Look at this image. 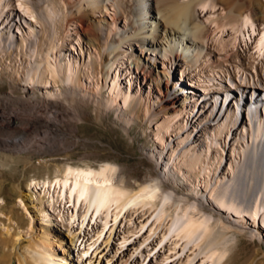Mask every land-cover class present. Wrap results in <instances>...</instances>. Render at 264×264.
Returning a JSON list of instances; mask_svg holds the SVG:
<instances>
[{"label": "rangeland", "instance_id": "obj_1", "mask_svg": "<svg viewBox=\"0 0 264 264\" xmlns=\"http://www.w3.org/2000/svg\"><path fill=\"white\" fill-rule=\"evenodd\" d=\"M159 1L160 3L164 2L163 0ZM150 3L157 6L155 0ZM214 3L217 5L215 4L213 15L217 17L222 12V14H226L229 9L235 13L233 16L255 9V20L258 26L264 23V0H214ZM35 4L44 5V2L42 0L40 2L39 0H0V92L8 91L12 82L21 92L38 88L37 93L41 97L49 101H64L65 106L72 113L71 116L77 113L76 108H82L88 115L79 120V133L86 139V142L79 141L77 150L70 153L71 163L97 165L103 159L113 161L120 168L123 176L125 175V185L130 189H137L139 185L151 178H162L167 185L172 186L178 192L194 194L192 188L195 187L199 194H206L208 182L209 186L214 188L218 184H224L232 177L234 165L237 163L235 161L240 158L239 152L233 153L232 149L236 146L238 150L239 146L244 144V139H240V142L237 139L240 137L241 129H246L249 126L247 113L251 103V94L261 92V95L257 94V99L252 104L255 105L258 112L264 111V101L259 98V96H264V59L261 62L254 59L251 53V51L253 52L251 44L243 45L244 43L237 42L238 44L233 46V49L232 46H229L230 50H228L229 48L220 50L219 43L210 40L205 50L207 56L199 62L200 65L196 70L188 67L182 57L175 59L163 58L159 54L155 58L152 56L154 70L170 72L171 85L175 86V89L179 90V95L186 99L180 114L171 111L166 113L162 108V98L166 94L167 98L174 97V89L161 91L158 85L152 82L145 73L137 70L133 63L131 64L130 56L126 55L127 52H130L134 58L141 56L143 48L139 42L122 44L121 50L125 52L119 56L118 61L113 64L106 76L103 65L108 48L106 36L107 34L112 36L113 32L123 28L125 23L128 24L124 17L119 16V10L115 5L109 3L107 13L105 11L95 12V16L91 18L95 27L99 20L102 21L96 28L97 34L100 36V43L92 45L79 22L74 20L67 27L64 26L63 21L51 22V18H47L39 8L35 7ZM54 4L51 3L53 6L51 8L57 11L58 15H62L64 11L55 8ZM149 12L153 13V9H150ZM200 15L199 18L204 19L207 14ZM111 22H114L116 26H113L114 30L109 32ZM50 23L52 24L50 25ZM52 26L55 27V31ZM229 27H225L222 35L224 40L228 36L229 39L232 35V30L230 31ZM235 53H237V58ZM141 58L143 57L141 56ZM68 64L71 68L70 79L77 85L81 83V87L84 89L80 92L81 100L70 101L65 99L63 94L65 88L70 84L61 80L59 74L60 69L64 70ZM32 65L33 67H31ZM240 67L243 69L240 72H245L244 74L249 79L246 82L242 81V73L237 71ZM33 68L40 70L37 75L38 81L27 78L26 73H30ZM50 68L56 72L52 74ZM222 68L224 69L222 70ZM173 70L177 74L180 71V75L185 70L183 72L185 81L181 82L179 76L176 77L172 74ZM224 70L229 71L235 89L240 90V94L235 90H228L229 80L219 73L224 74ZM116 73L121 89L123 91L129 89L131 98L126 105H123L121 97H116L117 99L110 108L100 109V101H106L107 97L112 94L110 84ZM209 76H216L215 83L217 85L212 84L211 88L206 89L203 83L210 82L206 80ZM72 80L70 83H73ZM241 86H243L244 93L249 90V94L247 93L248 95L246 94L243 98L240 97ZM138 100L139 106L132 112L131 109ZM239 101L244 103L241 109ZM234 109L237 110V123L231 127L229 133L227 132L218 139V145L210 153L209 162H200L194 169L189 170L184 162L177 161L181 151L191 147V144L196 147V150L205 152V132L219 126L225 120L227 113ZM241 111L243 112L241 113ZM173 115H178L176 117L178 121L176 120L168 129L163 130L165 133L163 139L160 140L155 132L161 122H165L168 117ZM125 116L132 118L129 123L125 122ZM182 124L184 129L180 127ZM36 132L37 130L30 131L29 134L38 138L46 134L41 129ZM187 132L190 133L189 137L185 142L179 143L178 140L185 137ZM66 134L65 132L60 135L59 139L68 144L70 139ZM50 137H58V135L51 132L47 137L48 142ZM13 139L20 140L18 137H13ZM41 139L44 138L41 137ZM85 150H93L96 153L93 157L82 160L81 152ZM171 153H175V157L172 159H170ZM47 158L51 157L47 156ZM35 159V163L40 164L42 159L38 157ZM55 163L52 162V171H48L44 167L29 166L25 168L23 163L15 165L12 167L13 169L0 168V180L5 182L4 187L0 190V218L4 219L0 221V229H5L4 231L8 232L10 226L11 233L7 238L12 236V239H7L5 249L1 247L0 264H19L20 261H23L21 254L26 253L30 235L35 236V230L43 222L37 209L38 195L41 192L44 195L41 182L52 177L53 169L57 167ZM19 184L21 191L17 188ZM20 195L23 196L27 211L35 220L36 224L33 225V229L29 230L26 220H22L24 207L22 208ZM47 210L53 214V210ZM141 211L138 210L133 214H128L129 216L122 217L115 226L111 224L101 234L98 232L97 225H85L86 227L84 226L83 230L77 234L75 244L71 245L70 253L62 254L59 251L55 255V259L63 263L68 262L66 264L184 263V260L187 259L186 254L182 257L172 256V251L167 250V243L161 245L162 247L157 245L161 233L157 231L155 221L149 214ZM213 214L223 220L227 225L225 232L231 236L227 242L228 253L224 260L225 264H264V237L258 223L254 224L247 214L239 221L234 218L233 221L230 219L231 222L226 221L224 218L226 215L222 216L216 212ZM245 217L251 220L250 223L254 227L248 225ZM52 218L55 220L52 224L60 229L66 240H70L71 234L68 235L67 226L61 221H57L56 217ZM152 228H155L156 231ZM16 229L18 232L20 231V241L16 239V235H13V232L16 234ZM252 229H259V234L252 232ZM77 231L74 229L72 233ZM81 249H85L87 253L84 258L78 259V251ZM167 254L170 255L166 257ZM200 261L201 259L193 264H200Z\"/></svg>", "mask_w": 264, "mask_h": 264}, {"label": "bare ground", "instance_id": "obj_2", "mask_svg": "<svg viewBox=\"0 0 264 264\" xmlns=\"http://www.w3.org/2000/svg\"><path fill=\"white\" fill-rule=\"evenodd\" d=\"M42 1L44 5L35 4V7L39 8L47 18H51V22L63 21L66 27L74 20L79 22L92 45L100 43V36L97 34L96 28L102 21L99 20L95 27L91 18L95 16V12L105 11L107 13L109 3L115 5L119 10V16L124 17L128 24L125 23L124 27L113 32L112 36L111 34L106 36L108 40L107 57L103 62L106 76L113 64L118 61L119 56L125 52L121 50L122 44L139 42L143 48L141 56L144 59L141 56L134 58L130 52H127L126 55L130 56L131 64L133 63L137 70L145 73L152 82L158 85L161 91L174 89V97L167 98L166 94L162 98V108L166 113L171 111L180 114L186 99L182 98L178 93L179 90L171 85L170 72L154 70L152 56L155 58L159 54L163 58L178 59L182 57L188 67L196 70L200 65L199 62L207 56L206 46L211 40L219 43L220 50L227 49L229 46H232L233 49V46L238 44L237 42H242L243 45L251 44L253 48V52L251 51L253 55H251L254 59L256 58L258 62L264 59V23L258 26L255 20V9L234 16L235 13L229 9L226 14H222V12L217 17L213 15L217 5L214 0H175L172 2L165 0L162 2L161 0L162 3L155 0L157 6L150 3L154 0ZM51 3H55V8L64 11V13L62 12L64 15H58L57 11L51 8L53 7ZM148 8L149 10L153 9V13H148ZM202 13L207 14L204 19L199 18ZM114 22H111L109 32L114 30L113 26H116ZM226 26H230L232 35L229 39L228 36L224 40L222 35ZM55 27H53L54 31ZM235 49L237 48L235 47ZM234 55L237 58V53ZM240 70L243 69L240 67L237 70L241 74L243 71L240 72ZM30 71V73H26L27 78L38 81L37 75L40 70L33 68ZM50 72L53 74L56 70L50 68ZM219 73L229 80L228 90L235 88L229 71L224 70V74ZM244 73L241 74V78L246 82L249 79ZM59 76L65 83L70 84L63 92L65 99L81 100L80 92L84 89L81 87V83L77 85L70 79L69 64L64 70L60 69ZM215 77L209 76L206 80L210 82L203 83V86L206 89L211 88L212 84H216ZM253 79L255 80L254 76ZM70 80L73 83H70ZM118 82L116 73L110 84L112 94L107 97L106 101H100V109L110 108L117 99L116 97H121L123 105L128 103L131 98L130 90L123 91ZM37 89L21 92L15 83L11 82L8 91L0 92V168L8 169L23 163L25 168L35 166L52 171V162H56L57 165L53 169L52 177L41 182L44 195L41 194L42 192L38 195L37 209L43 222L35 230V236L31 234V237H28L30 243L26 246V253L21 254L23 261H20L19 264H66L68 262L57 261L55 255L59 251L62 254L70 253L71 245L75 244L77 234L83 230L85 225H97L98 232L101 234L111 224L115 226L122 217L138 210L148 213L155 221L157 226L155 227L161 233L157 245L161 246L167 243V250L172 251V256L187 255V259L182 264H193L199 259H201L200 264H225L224 260L228 253L227 242L231 236L226 234L227 225L223 220L214 216V210L204 208L200 203V198L203 200L205 196L211 198V203L217 208L226 212L227 215L224 217L226 221L231 222L229 219L231 214L238 221L247 214L254 224L258 223L259 229L261 226L264 227V111L258 112L255 105L252 104L257 99L254 98V94L250 96L251 103L247 113L249 126L246 129H241L240 137L237 139L238 142L240 139H244V144L240 145L238 150L236 146L232 149L233 153L238 151L240 155V158L235 161L237 163L234 165L232 177L224 184H218L214 188L209 186L208 182L206 194H199L195 187L192 188L194 194H191L176 191L162 178H151L139 185L137 189H130L126 187L125 175L123 176L117 164L106 159L101 160V163L97 165L71 163L70 153L77 150L79 141L86 142V139L79 133V120L88 114L82 108H76L77 113L71 116L72 113L69 112L64 101H49L41 97L37 93ZM242 94L241 92V96ZM138 106L139 100L136 101L131 111L134 112ZM177 116L173 115L168 117L165 122H161L155 132L160 140L163 139L165 133L163 130L168 129L177 120ZM237 118L236 109L228 112L225 120L219 126L205 132V152L196 150V147L191 144V147L181 151L177 161L184 162L189 170L194 169L200 162H209L210 153L218 145V139L230 131L231 127L237 123ZM131 119L130 116H125L126 123H129ZM180 127L183 128L184 125L182 124ZM40 129L46 133L41 136L44 138L43 140L41 137L29 134L30 131L37 130L38 132ZM51 132L58 137H50L48 142L47 137ZM65 132L69 135L70 142L68 144L59 139L60 135ZM189 135L190 133L187 132L186 136L180 138L178 142H185ZM13 137H18L20 140L15 141ZM95 153L96 151L93 150H85L81 152V159L87 160ZM47 156L51 158L48 159ZM36 157L42 159L40 164L35 163ZM174 157L175 153H171L170 159ZM4 185L5 182L0 180V190ZM17 188L21 191L20 184ZM20 202L23 205L22 208L24 207L22 220H26L29 230L33 229V225L36 224L35 220L27 211L23 198ZM47 209L53 210V214H50ZM52 217H56L57 221H61L67 226L68 235L71 234L70 240H66L60 229L52 224L55 222ZM3 220L0 218V221ZM3 227L5 228V226ZM74 229L78 231L72 233ZM259 229H252V232L259 234ZM4 230L0 231V252L2 248L5 249L7 239H12L11 235L7 238L11 233L10 226L8 232ZM17 230L16 234L13 232V235H16V239L19 240L21 234ZM13 242L15 241L13 240ZM85 253H87L85 249L79 250L78 259L84 258ZM169 255L167 254L166 257Z\"/></svg>", "mask_w": 264, "mask_h": 264}, {"label": "water", "instance_id": "obj_3", "mask_svg": "<svg viewBox=\"0 0 264 264\" xmlns=\"http://www.w3.org/2000/svg\"><path fill=\"white\" fill-rule=\"evenodd\" d=\"M243 111H241V113H242ZM200 203L203 205V206H206L207 208H210V209H212V210H214V212H216V213H220V214H222V215H227L226 214V212H224V210L223 209H221V208H217L213 203H211V201H210V198L209 197H207V196H205V198L202 200L201 198H200ZM205 208V207H204ZM233 214H231V218H229V219H233V216H232ZM235 219V218H234ZM245 220L247 221V223H248V225H250L251 227H253V225L250 223V220H249V218L248 217H245ZM233 221V220H232ZM261 233H262V235H263V237H264V227L263 226H261Z\"/></svg>", "mask_w": 264, "mask_h": 264}]
</instances>
